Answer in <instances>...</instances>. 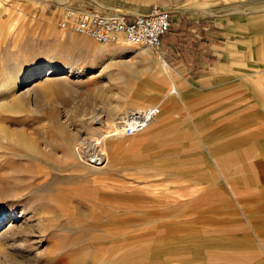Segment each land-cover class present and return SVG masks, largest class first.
<instances>
[{
	"label": "rangeland",
	"instance_id": "1",
	"mask_svg": "<svg viewBox=\"0 0 264 264\" xmlns=\"http://www.w3.org/2000/svg\"><path fill=\"white\" fill-rule=\"evenodd\" d=\"M165 1L187 35L174 49L164 38L160 48L149 47L148 62L123 35L99 43L56 22L68 7L114 14L99 9L111 7L132 17V8H164L156 1L0 0V82L13 66L28 77L53 60L63 68L54 77H69L31 111H0L5 126L77 132L87 145L101 134L85 129L82 118L156 103L163 110L156 129L87 176H70L64 160L44 154L40 171L19 148L0 146V189L16 192L0 198V233L13 205L17 215L32 205L47 217H37L44 227L26 226L38 237L36 249L13 251L27 255L24 263L44 264L42 253L57 256L53 264H264V0H235L238 13L231 0ZM183 5L200 12L177 10ZM204 7L215 14L202 15Z\"/></svg>",
	"mask_w": 264,
	"mask_h": 264
},
{
	"label": "bare ground",
	"instance_id": "2",
	"mask_svg": "<svg viewBox=\"0 0 264 264\" xmlns=\"http://www.w3.org/2000/svg\"><path fill=\"white\" fill-rule=\"evenodd\" d=\"M140 2H145L147 0H137ZM156 1L160 3L166 10H169L168 3L165 0H148ZM190 9L191 7L180 6L179 9ZM99 9H109L110 12L114 14L122 15L125 10L122 9H111V7H100ZM197 12L199 8H195ZM108 11V12H109ZM128 11V10H127ZM132 15H140L143 13H137L136 8H132L128 11ZM202 14L211 13L209 8H203L201 10ZM99 13V11H98ZM201 14V13H200ZM112 15V14H107ZM121 33H116L112 38L113 41L117 43L122 42L119 37ZM83 41H87V38H83ZM85 43V42H84ZM121 44V43H120ZM134 56L141 58L145 61L151 60L149 47H137L133 49ZM130 57V56H129ZM129 63V60L117 62L115 65L120 68V66H125ZM51 67L46 70H35L30 76L25 75L22 65L13 66L8 73V76L3 82H0V111H11L12 113H18L23 110H33L32 107H36L40 97L47 95L57 89V87H62L68 83V75L55 76L62 71V67L56 63L55 60L51 61ZM149 65V63H148ZM147 66V68H149ZM161 68L168 73L167 65L165 61H162ZM32 77V79H31ZM25 83V84H24ZM39 88V89H38ZM172 88L169 94L174 91ZM42 94H40V92ZM39 104V103H38ZM38 106V105H37ZM38 109V108H37ZM36 109V110H37ZM114 111L121 110L120 106L115 107ZM39 111V110H38ZM161 103H156L154 105H137L133 108H128L126 111H120L115 117L111 116L110 113L107 114L106 119L100 114L89 115L81 119V124L85 129H96L98 131V136L95 138L93 144H84L81 139L75 138L78 133L72 132L70 135H65L62 130L54 129L52 127L41 126L39 128L25 127L22 124H17L15 127L5 126L0 122V146L10 144L13 147L20 149V155L23 159H32L38 166V169L42 171L40 162L43 160V154L45 156H51L52 159L57 161H63L65 169L64 171H71L70 176L74 173H81L83 175H90L93 173H99L105 171L111 160V155L113 151L119 150L124 145L130 142V140L136 138L139 134H148L152 130L156 129L160 123L163 112ZM108 117V118H107ZM131 123L133 126L143 124L142 128L131 134L127 135L125 131V126ZM38 127V126H36ZM74 131V130H73ZM78 131V130H77ZM96 131V132H97ZM86 133V132H85ZM60 135L62 138L63 151L59 155V150L57 148V141L54 137L59 139ZM90 135V133H86ZM3 163V162H2ZM10 189H0V198L11 197L14 190ZM11 209L12 221L5 225L4 230L0 233V261L3 264H31L24 263L27 260V255L24 257L21 255L13 254V251L22 249L30 252L36 249L35 246L39 243L38 237L32 234H26V226L29 227L30 224L36 221L37 217L41 214L44 218H47L41 209H37L32 205H23L20 210V214L17 215L16 209L17 205H13ZM3 212V211H2ZM6 214L3 213V216ZM23 223H27L24 227L22 224H17L19 218H23ZM40 221V220H39ZM38 224V223H37ZM40 228L44 227L43 224L36 225ZM29 233V232H27ZM33 237V238H31ZM9 239V241L7 240ZM20 257L19 263L12 256ZM38 258L45 259L44 264H53V262H58V257L50 255H44L42 253H37ZM17 259V258H16ZM43 259V260H44ZM23 260V261H20ZM32 264H39L35 262ZM42 264V263H41Z\"/></svg>",
	"mask_w": 264,
	"mask_h": 264
},
{
	"label": "built area",
	"instance_id": "3",
	"mask_svg": "<svg viewBox=\"0 0 264 264\" xmlns=\"http://www.w3.org/2000/svg\"><path fill=\"white\" fill-rule=\"evenodd\" d=\"M56 25L61 29L70 28L74 33L89 36L99 43L109 42L116 33H121L132 45L158 49L171 28L172 20L170 11L157 5H153L146 13L132 17L68 7ZM142 126L129 123L125 126L126 134L131 135Z\"/></svg>",
	"mask_w": 264,
	"mask_h": 264
},
{
	"label": "crops",
	"instance_id": "4",
	"mask_svg": "<svg viewBox=\"0 0 264 264\" xmlns=\"http://www.w3.org/2000/svg\"><path fill=\"white\" fill-rule=\"evenodd\" d=\"M232 1V3H230V5L229 6H231L232 7V11L231 12H233V13H238V12H242V8H240L239 7V4L238 3H236L235 2V0H231ZM185 8H186V6H188V5H183ZM196 7H193V8H190V9H179V7H178V9L177 10H179V11H186V10H191V11H193V12H197V11H195L196 9H195ZM173 12H176L175 10H173V11H170V13H171V20H172V22H173V25H177V27H173V29H172V32L171 33H168V34H166V35H164V39H165V43H166V45L168 46V49L169 48H175V42L177 43L178 41V39H180L181 37H183V36H185V35H187V31H186V29H184V27L183 26H178V23H177V20H178V15H180L181 16V14H179L178 12V15H173L172 13ZM215 13L214 12H212L211 11V13H207V14H202V15H214ZM134 16H136V15H134ZM163 40V39H162ZM163 59V58H162ZM164 60V59H163ZM165 61V60H164ZM165 63H166V61H165ZM166 65H167V63H166ZM167 67H168V65H167ZM168 69H169V67H168ZM179 100H182L181 99V96H180V98L179 97H177ZM184 102V101H183ZM181 105H183V106H185V104L184 103H182ZM215 162H216V160L215 159H213ZM216 164L218 165V162H216ZM221 173L222 172H220V175H221ZM222 175H223V173H222ZM221 175V176H222Z\"/></svg>",
	"mask_w": 264,
	"mask_h": 264
}]
</instances>
